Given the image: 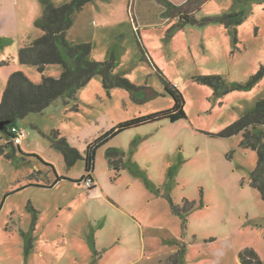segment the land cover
<instances>
[{"label": "rangeland", "instance_id": "rangeland-1", "mask_svg": "<svg viewBox=\"0 0 264 264\" xmlns=\"http://www.w3.org/2000/svg\"><path fill=\"white\" fill-rule=\"evenodd\" d=\"M159 9L155 0H91L75 13L66 38L91 43L95 60L113 52L114 73L133 83L163 92L164 75L181 91L186 117L109 138L96 149L91 189L77 182L85 174L83 157L68 168L51 130L83 156L89 142L118 122L170 108L169 95L137 103L125 88L106 89L95 75L78 90L77 109L59 98L18 119L22 152L0 154V264H171L168 257L180 249L184 264H240L246 248L264 264V200L250 184L256 152L240 146L239 133L220 135L264 98V74L249 89L225 92L196 79L221 74L226 85L245 82L264 64V0H207L195 14L241 12L235 30L221 22L179 26ZM42 11L40 0H0V95L13 71L34 83L42 73H61L58 64L41 73L18 59L19 48L41 34L35 20ZM0 144H7L2 131ZM110 147L124 150L159 193L128 166L113 169L105 155ZM164 194L180 207L185 226Z\"/></svg>", "mask_w": 264, "mask_h": 264}, {"label": "trees", "instance_id": "trees-1", "mask_svg": "<svg viewBox=\"0 0 264 264\" xmlns=\"http://www.w3.org/2000/svg\"><path fill=\"white\" fill-rule=\"evenodd\" d=\"M43 11L40 18L35 20V26L41 34L31 42L24 43L18 50V59L21 63L31 64L39 72H43L46 64H58L62 70L58 76H49L42 73L39 83L31 81L24 72L16 70L10 73L6 84L0 95V120L8 123L1 130L6 136L7 144H0V154L11 157L15 154L16 148L21 151L19 144L13 142L14 133L11 132L12 126H17V120L24 118L30 113H41L46 106L56 99L61 98L65 103L73 102V109H77V92L95 75H100L102 84L106 89L112 86L125 88L137 103H142L156 96L169 95L173 104L170 108L151 112L145 115L135 116L124 121L118 122L109 131L99 135L89 142L84 150L83 156L61 135L58 129H52L49 139L56 147L69 168L78 158L83 157L85 161V174L77 182L90 178L93 181L92 171L96 149L104 144L109 138L119 132L142 125L148 122L168 119L171 122L186 117L184 110V98L181 91L175 84H172L164 75L159 74L163 84V92L156 88L144 84H136L124 75L114 73L115 55L113 52L102 60H95L91 56L92 44L89 42H74L66 38V31L73 23L74 15L91 0H68L63 3H55L52 0H40ZM161 9L159 16L170 21L176 19L179 26L185 24H204L206 22H221L226 26L235 25L242 21L241 12H223L215 15H208L200 19L195 14L201 9L207 0H155ZM143 59L149 61L148 55L142 48ZM4 44V39L0 38V48ZM264 74V64L251 74L245 82H234L226 85L221 74L199 75L196 79L206 82L223 92L232 89H249L253 87ZM223 87V88H222ZM240 134V146L255 150L257 159L255 167L250 172L252 187L257 189L261 198L264 200V98H259L254 105L243 112L235 121L226 126L221 132L222 136ZM10 146L11 152L6 151L5 147ZM22 152V151H21ZM105 155L108 163L117 172L124 167H129L135 175L142 177L144 184L155 193H159L158 188L144 175L141 169L125 158V151L110 147L106 149ZM60 177H57V180ZM88 187V189L93 188ZM169 202L172 212L180 216L182 226H185L186 217L181 213L180 207L176 205L170 195L164 194ZM184 201L187 202L186 199ZM240 264H262L261 259L253 249H244L238 253ZM171 264H184L183 249L177 250L168 257ZM75 264V263H72Z\"/></svg>", "mask_w": 264, "mask_h": 264}, {"label": "built area", "instance_id": "built-area-1", "mask_svg": "<svg viewBox=\"0 0 264 264\" xmlns=\"http://www.w3.org/2000/svg\"><path fill=\"white\" fill-rule=\"evenodd\" d=\"M10 130L12 133H14L13 142L15 144H20L22 137L24 135V132L17 126H12ZM84 183L87 187H90L94 184V181H92L90 178H88V179L84 180Z\"/></svg>", "mask_w": 264, "mask_h": 264}, {"label": "water", "instance_id": "water-1", "mask_svg": "<svg viewBox=\"0 0 264 264\" xmlns=\"http://www.w3.org/2000/svg\"><path fill=\"white\" fill-rule=\"evenodd\" d=\"M7 123L8 121L6 120H0V131L3 130V128L6 126Z\"/></svg>", "mask_w": 264, "mask_h": 264}, {"label": "crops", "instance_id": "crops-1", "mask_svg": "<svg viewBox=\"0 0 264 264\" xmlns=\"http://www.w3.org/2000/svg\"><path fill=\"white\" fill-rule=\"evenodd\" d=\"M159 12H160V9H159ZM24 70V69H23ZM0 82H1V84L3 85L4 84V80L1 78L0 79ZM19 127V126H18Z\"/></svg>", "mask_w": 264, "mask_h": 264}]
</instances>
